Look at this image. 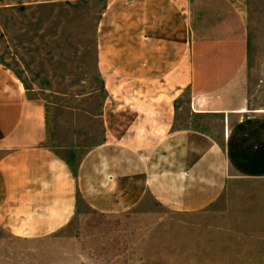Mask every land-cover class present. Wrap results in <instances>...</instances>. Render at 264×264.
Masks as SVG:
<instances>
[{
  "label": "crops",
  "instance_id": "1",
  "mask_svg": "<svg viewBox=\"0 0 264 264\" xmlns=\"http://www.w3.org/2000/svg\"><path fill=\"white\" fill-rule=\"evenodd\" d=\"M96 51L104 100L85 116L100 134L83 146L50 143L47 104L0 63L1 230L48 235L79 201L197 212L232 176L264 179V112L248 113L246 21L231 0H110Z\"/></svg>",
  "mask_w": 264,
  "mask_h": 264
},
{
  "label": "rangeland",
  "instance_id": "2",
  "mask_svg": "<svg viewBox=\"0 0 264 264\" xmlns=\"http://www.w3.org/2000/svg\"><path fill=\"white\" fill-rule=\"evenodd\" d=\"M109 1L0 0V63L47 104L50 143L83 146L100 134L85 112L97 113L104 100L96 42ZM231 1L246 21L252 114L264 110V0ZM198 124L220 131L218 120ZM226 184L197 212L166 210L149 196L108 214L79 201L68 224L48 235L12 237L0 228V264H264V179Z\"/></svg>",
  "mask_w": 264,
  "mask_h": 264
},
{
  "label": "bare ground",
  "instance_id": "3",
  "mask_svg": "<svg viewBox=\"0 0 264 264\" xmlns=\"http://www.w3.org/2000/svg\"><path fill=\"white\" fill-rule=\"evenodd\" d=\"M259 112H264V110H261V109H260Z\"/></svg>",
  "mask_w": 264,
  "mask_h": 264
}]
</instances>
